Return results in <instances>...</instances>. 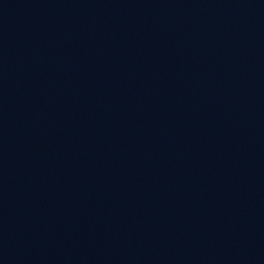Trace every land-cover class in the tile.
Segmentation results:
<instances>
[{"label": "water", "instance_id": "water-1", "mask_svg": "<svg viewBox=\"0 0 264 264\" xmlns=\"http://www.w3.org/2000/svg\"><path fill=\"white\" fill-rule=\"evenodd\" d=\"M0 264H264V0H0Z\"/></svg>", "mask_w": 264, "mask_h": 264}]
</instances>
